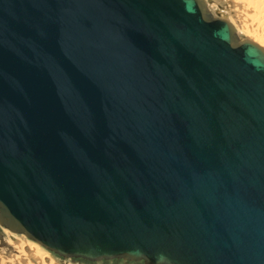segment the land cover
<instances>
[{
    "label": "water",
    "instance_id": "95a60500",
    "mask_svg": "<svg viewBox=\"0 0 264 264\" xmlns=\"http://www.w3.org/2000/svg\"><path fill=\"white\" fill-rule=\"evenodd\" d=\"M0 226L61 257L264 264V50L202 0H0Z\"/></svg>",
    "mask_w": 264,
    "mask_h": 264
},
{
    "label": "bare ground",
    "instance_id": "6f19581e",
    "mask_svg": "<svg viewBox=\"0 0 264 264\" xmlns=\"http://www.w3.org/2000/svg\"><path fill=\"white\" fill-rule=\"evenodd\" d=\"M202 1L204 3L205 7L207 8V10L211 13V15L214 18L226 20L232 26L233 33L238 40H240V41L241 40H248L251 43H254L255 45H257L260 49L264 50V34H263L264 33V0H229V2H228V7L225 10L226 14H230V15H232V17L235 18L236 24H238L237 29H239V31L237 30V32L239 33L241 31V32L247 34V39L240 38V36L236 32L234 26L225 18L226 14L224 12L212 13V10L210 9L212 7V5H210L213 2L212 0H202ZM221 9H224V8L222 7ZM222 11H224V10H222ZM250 12L252 13L251 15H249ZM252 23H254L259 28V31H260V32H258L259 34L253 33L254 31L251 32L252 26L250 24H252ZM38 199L40 200V198H38ZM80 199L82 200V197ZM83 201H86L85 202L86 205H89V206L93 205V203H90L89 199L83 198ZM43 216H44V214L42 212H40V213L34 212L32 217L35 219H40L39 217L42 218ZM85 219H84V221H85ZM2 228H4V227H2ZM229 228H232V227H229ZM4 229H6V228H4ZM10 232L17 234V235H21V236L23 235L26 238H28L25 234L15 233L12 231H10ZM28 239L31 240L30 238H28ZM31 241H33V240H31ZM33 242L42 246L40 243H38L36 241H33ZM42 247L45 248L44 246H42ZM45 249L48 250L49 252L57 255L58 257L63 258V259L75 258V257H63V256L61 257L58 254H56L55 252H53L47 248H45ZM15 251H17L20 256H18L17 258L15 257L16 261H14V259L12 261H9L10 264H30L25 259L26 257L29 258L32 261V263H35V264H56V261L53 260L52 257H49V255L46 252L42 251L40 248H38L36 245H33V244H29V243L24 244V242L23 243L20 242V244H18L16 246ZM76 259H82V258L76 257ZM118 259L123 260L121 257H114L112 259L96 260V261H90V260H85V259H82V260L95 263V262L108 261V260L111 261V260H118ZM128 262L137 263V262H143V261H128ZM0 263H2V262H0Z\"/></svg>",
    "mask_w": 264,
    "mask_h": 264
},
{
    "label": "rangeland",
    "instance_id": "374dc122",
    "mask_svg": "<svg viewBox=\"0 0 264 264\" xmlns=\"http://www.w3.org/2000/svg\"><path fill=\"white\" fill-rule=\"evenodd\" d=\"M212 7L210 8L212 10V13H216V12H225L226 8L228 7V2L229 0H212ZM227 4V5H226ZM223 7L224 9H221ZM224 10V11H222ZM252 13L250 12L249 15H251ZM235 28L236 32L237 30L239 31V29H237V25L236 24V20L234 17H232V15L230 14H226L225 17ZM250 18V17H249ZM234 21V22H233ZM255 23V22H254ZM250 24L252 26L251 32L259 34V28L254 24ZM238 33V32H237ZM264 34V33H263ZM238 35L240 36V38H244L247 39V34L243 33V32H239ZM24 242V244L29 243V244H33L36 245L38 248H40L42 251L46 252L49 257H52L53 260L56 261V264H144L143 262H128V261H124V260H108V261H101V262H95V263H87L85 262V260H73V261H69V260H65L63 258L58 257L57 255L49 252L48 250H46L45 248H43L42 246L38 245L37 243L29 240L28 238H26L25 236H21V235H17L14 233H11L10 231H8L7 229H4L2 227H0V264H10L9 261H12L14 259V261H16L15 259L20 256L19 253L16 250V246L18 244H20ZM16 257V258H15ZM2 258V259H1ZM30 264H35L32 263V261L29 258H25Z\"/></svg>",
    "mask_w": 264,
    "mask_h": 264
},
{
    "label": "flooded vegetation",
    "instance_id": "af4514ba",
    "mask_svg": "<svg viewBox=\"0 0 264 264\" xmlns=\"http://www.w3.org/2000/svg\"><path fill=\"white\" fill-rule=\"evenodd\" d=\"M65 260H69V261H73V260H82V259H76V258H72V259H65ZM87 263H89V261H85ZM92 263V262H91ZM98 263V262H97ZM73 264H74V261H73ZM84 264V263H83Z\"/></svg>",
    "mask_w": 264,
    "mask_h": 264
}]
</instances>
